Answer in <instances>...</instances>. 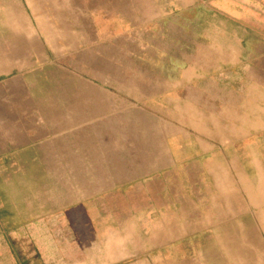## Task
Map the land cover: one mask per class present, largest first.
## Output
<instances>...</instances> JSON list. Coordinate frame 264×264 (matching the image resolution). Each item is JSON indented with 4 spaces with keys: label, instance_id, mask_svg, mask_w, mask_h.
Instances as JSON below:
<instances>
[{
    "label": "crops",
    "instance_id": "1",
    "mask_svg": "<svg viewBox=\"0 0 264 264\" xmlns=\"http://www.w3.org/2000/svg\"><path fill=\"white\" fill-rule=\"evenodd\" d=\"M150 2L151 9L145 4L140 7L141 0H126L120 34L134 37L137 31L138 42L145 45H156L160 38H173L169 42L178 44L175 31L184 26L179 43L190 49L196 46L194 55L177 56L154 48L146 59L170 64L153 80L144 81L158 85L151 90L156 93L184 91L193 98L196 94V100L209 94L206 101L210 108L221 110L217 136L208 134L205 140L212 143L205 148L202 138L194 139L195 151L175 142L168 196L144 197L148 205L141 214L152 224L145 239L138 235L132 242L127 234L113 231L106 237L107 243L93 246L87 257H81L74 245L61 246L60 240L50 246L47 227V244L40 249L43 264H161V253L166 250L169 264H208L210 237L221 236L226 230L238 239L232 251L240 254L239 264H257L251 254L256 252V222L264 221V177L257 181L256 176L264 173V165L256 161L258 135L264 140V0H173L168 11L161 8L159 0ZM113 8L111 5L110 11ZM73 9L81 10L76 0H0V20L3 14L9 29V37H2L0 24V175L48 171L49 121L41 110L49 108V100L42 94L49 91V66L74 59L69 51L76 53V41L70 48L62 40L61 24L65 13ZM83 9L90 13L93 30H97L95 44H112L113 29L98 32L97 14H110L107 7L93 3ZM198 9H206L203 13H212L219 20L210 26L203 17L197 18L200 34L193 32V13ZM145 13L148 17H143ZM175 14L183 15L184 21L176 22ZM206 25L211 29L207 33ZM38 45L44 51H37ZM225 142L233 143L231 160ZM200 161L202 164L193 165ZM189 162L192 169L200 171L190 175ZM12 187L0 176V189ZM49 216L44 214L41 220L47 221ZM73 217L68 220L75 228ZM132 227L134 230L135 225Z\"/></svg>",
    "mask_w": 264,
    "mask_h": 264
},
{
    "label": "rangeland",
    "instance_id": "2",
    "mask_svg": "<svg viewBox=\"0 0 264 264\" xmlns=\"http://www.w3.org/2000/svg\"><path fill=\"white\" fill-rule=\"evenodd\" d=\"M150 1L141 0L140 7L145 4L151 9ZM159 1L166 11L173 2ZM93 3L109 11L114 5L110 14H97L98 32L113 29L112 44H95L97 30H93L90 13L83 9L84 5ZM77 6L81 8L79 12L70 10L71 13H65L61 20L62 40L70 48L76 41V53L69 51L74 59L49 66V91L42 94L49 100V108L41 110L49 121L48 171L0 175L2 180L13 185L0 189V264H43L40 249L47 244V227L50 246L60 240L61 246L74 245L81 257H87L93 246L107 243L106 237L113 235V231L114 234H127L132 242L139 239L138 235L140 240L145 239L152 224L141 214L142 208L148 205L144 197L168 196L175 142L185 150L195 151L194 139L202 138L205 148L212 143L205 140L208 134L214 138L218 133L216 120L221 110L210 108L206 101L209 94H203L202 98L200 95L196 100V94L193 98L184 91L156 93L151 90L159 88L158 85H148L144 81L153 80L164 71L163 66L170 64L156 58L146 59L153 54L154 48L177 56L194 55L196 46L190 49L179 43L183 25L175 31L178 44L169 42L174 41L173 38H160L157 46L145 45L138 42L137 31L134 37L120 34L118 28L120 18L126 16V0H76ZM205 10L193 13L194 33L200 34V25L196 24L200 16L210 26L219 21L212 13H203ZM175 15L176 22L184 21L183 15ZM0 24L1 36L9 37L8 22L3 14ZM210 26L208 29L206 25L205 33L211 30ZM37 51L44 50L38 45ZM174 101H177L176 108ZM262 136L258 135L256 142V161L264 165ZM187 137L189 141L185 142ZM220 143L221 148L223 142ZM227 143L224 148L231 160L233 143ZM205 160L206 157L202 158V163ZM195 163L189 162L190 175L199 170L198 167L192 169V164H202L201 161ZM256 176L257 181L263 180L264 173ZM47 213L49 219L42 221V215ZM72 214L75 228L68 220ZM136 218L140 220L133 221ZM132 225H135L134 230ZM229 230L232 233V229ZM227 232L210 237L208 264H239L242 260L238 252L232 251L238 239ZM256 232V252L251 256L257 264H264L263 220H257ZM161 264H169L167 250L161 253Z\"/></svg>",
    "mask_w": 264,
    "mask_h": 264
}]
</instances>
